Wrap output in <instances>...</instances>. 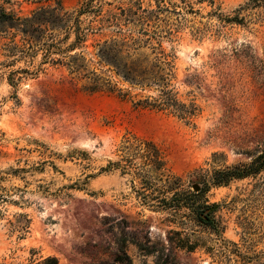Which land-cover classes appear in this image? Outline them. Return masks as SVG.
Masks as SVG:
<instances>
[{"label": "rangeland", "instance_id": "1", "mask_svg": "<svg viewBox=\"0 0 264 264\" xmlns=\"http://www.w3.org/2000/svg\"><path fill=\"white\" fill-rule=\"evenodd\" d=\"M42 8L76 16L51 53L0 33V264H264V0H0ZM116 22L161 41L173 108L99 62Z\"/></svg>", "mask_w": 264, "mask_h": 264}, {"label": "trees", "instance_id": "2", "mask_svg": "<svg viewBox=\"0 0 264 264\" xmlns=\"http://www.w3.org/2000/svg\"><path fill=\"white\" fill-rule=\"evenodd\" d=\"M86 9V5L83 10ZM80 13V11H79ZM7 18L9 21H4ZM76 16L73 13L62 12L61 10L42 8L30 15L29 17L20 19L13 15H0V33L3 27L7 24L16 33H21L24 37V45L30 50L45 51L51 53L54 44L53 39L59 32L74 33L76 28L73 27V22ZM111 26L118 30L119 34L114 39L103 42L97 45L99 62L121 77L129 85L138 87L144 91L151 88H156L158 95L146 97L139 100L137 104L144 108H155L158 110H168L175 106V100L171 92L167 90V70L171 69L170 63L167 62L168 56L164 54L161 47V41L153 42L157 39L149 37L147 39H134L131 36L122 34L121 26L113 23ZM102 27L98 23V28ZM25 47V46H23ZM19 48V47H16ZM142 48H149L154 54L152 60L148 57L139 55ZM76 73L72 71L71 73ZM177 110V111H176ZM176 112L181 113L178 109ZM135 148L141 152V158L154 169L159 170L161 159L156 147L148 142L141 141H125L122 146L123 152ZM146 165V164H145ZM248 171L235 168L226 172L229 178H241L246 176ZM38 264H58L56 259H44Z\"/></svg>", "mask_w": 264, "mask_h": 264}, {"label": "water", "instance_id": "3", "mask_svg": "<svg viewBox=\"0 0 264 264\" xmlns=\"http://www.w3.org/2000/svg\"><path fill=\"white\" fill-rule=\"evenodd\" d=\"M194 191H198V187L195 186V187H194Z\"/></svg>", "mask_w": 264, "mask_h": 264}, {"label": "bare ground", "instance_id": "4", "mask_svg": "<svg viewBox=\"0 0 264 264\" xmlns=\"http://www.w3.org/2000/svg\"><path fill=\"white\" fill-rule=\"evenodd\" d=\"M182 141V140H181ZM185 143V142H184ZM178 146V145H177ZM180 147H182V146H180ZM183 149V148H182ZM187 149V148H186ZM183 151V150H182ZM180 152V151H179ZM186 152V151H185ZM188 154V153H187Z\"/></svg>", "mask_w": 264, "mask_h": 264}]
</instances>
